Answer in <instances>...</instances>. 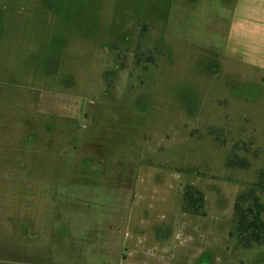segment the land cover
Here are the masks:
<instances>
[{
    "label": "rangeland",
    "instance_id": "374dc122",
    "mask_svg": "<svg viewBox=\"0 0 264 264\" xmlns=\"http://www.w3.org/2000/svg\"><path fill=\"white\" fill-rule=\"evenodd\" d=\"M232 3L0 0V264H264L228 236L238 195L264 205V71L225 54Z\"/></svg>",
    "mask_w": 264,
    "mask_h": 264
},
{
    "label": "trees",
    "instance_id": "16d2710c",
    "mask_svg": "<svg viewBox=\"0 0 264 264\" xmlns=\"http://www.w3.org/2000/svg\"><path fill=\"white\" fill-rule=\"evenodd\" d=\"M227 165L247 166L242 159L230 160ZM258 182L252 186L258 190H264V175L258 173ZM181 211L189 215L204 216V194L193 185H186L181 196ZM248 202L246 207H242L241 203ZM264 205L259 202L258 197L250 189L243 195H238L233 208V218L228 236L236 239L245 247L251 244H262L264 241Z\"/></svg>",
    "mask_w": 264,
    "mask_h": 264
},
{
    "label": "crops",
    "instance_id": "0c3cea01",
    "mask_svg": "<svg viewBox=\"0 0 264 264\" xmlns=\"http://www.w3.org/2000/svg\"><path fill=\"white\" fill-rule=\"evenodd\" d=\"M225 54L264 71V0H233Z\"/></svg>",
    "mask_w": 264,
    "mask_h": 264
}]
</instances>
